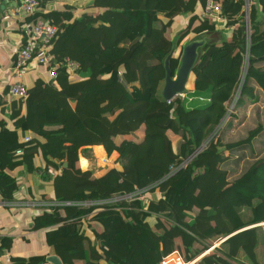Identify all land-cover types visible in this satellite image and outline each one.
I'll use <instances>...</instances> for the list:
<instances>
[{
  "label": "trees",
  "instance_id": "obj_1",
  "mask_svg": "<svg viewBox=\"0 0 264 264\" xmlns=\"http://www.w3.org/2000/svg\"><path fill=\"white\" fill-rule=\"evenodd\" d=\"M216 1L222 28L194 13L205 0H92L93 10L79 17L64 5L27 18L55 25L50 53L79 68L74 78L58 68L53 82L27 87L24 100L0 99V115L13 123L9 129L0 118V200L14 201L19 170H40L42 180L53 181L51 198L35 202L30 229L48 228L45 242L64 264H159L174 251L184 262L202 255L194 264H264V0H250L249 33L245 0ZM178 15L188 20L173 36ZM203 32L219 37L201 51L192 89L164 100V58L179 47L170 59L173 75L181 42ZM247 45L230 120L218 129L224 108L204 129L219 106L212 108L216 86L234 88ZM19 131L45 141L21 142ZM90 145L118 152L120 168L99 176L81 169L78 151ZM37 154L45 160L39 169ZM125 187L132 196L117 198ZM13 245V237L0 235V257ZM59 247L69 251L67 261ZM47 254L11 256L4 264H45Z\"/></svg>",
  "mask_w": 264,
  "mask_h": 264
},
{
  "label": "crops",
  "instance_id": "obj_2",
  "mask_svg": "<svg viewBox=\"0 0 264 264\" xmlns=\"http://www.w3.org/2000/svg\"><path fill=\"white\" fill-rule=\"evenodd\" d=\"M92 0H52L49 2L45 7L44 11H49L51 9L61 8L64 5H71L73 10V16L79 17L83 12L92 11L93 9L89 7ZM203 4L198 3L195 7L194 13L201 18V9ZM7 5L0 4V19H3L4 14L6 13ZM188 20V16L185 15H178L174 17L173 23L171 26L172 35L174 36L177 31L182 29ZM179 26V27H178ZM19 22L17 19H11L10 21H1L0 22V99L7 98L8 101L14 98H10L7 94H4L5 87L11 83L16 81H21L25 83L28 87L29 86H42L46 82H48L47 78L43 74V69L38 67L30 70L27 74L22 77L15 76L12 73V66L14 62V51L16 45L19 41ZM177 29V30H176ZM229 32V30H228ZM225 34V33H224ZM187 41V40H186ZM184 41V42H186ZM182 43V42H181ZM181 45V44H180ZM179 48V47H178ZM178 48L175 49L173 56L176 57L178 55ZM193 78L192 81H188L189 87H193ZM187 83V84H188ZM192 85V86H191ZM192 89V88H191ZM234 88H230L227 84H218L213 92L212 108H215V103L219 102V106L216 107L215 111L212 115H209V121L205 125L204 129H210L213 127V121L216 117V112H220L224 109L227 103L230 100L231 94ZM223 91L229 94L228 99H223L218 96V93ZM6 105V104H5ZM8 108H6L5 113ZM0 118H3L7 122V127L9 129H13V123L11 120H8L5 114H1ZM214 128L208 133L211 134ZM19 140L21 141L24 135H28L31 138H37L40 142H44L45 139L43 137L35 135L33 132L28 131L26 134L22 132H18ZM207 135V136H208ZM181 138L175 140V147L176 149L180 143ZM95 145L84 146L81 147L83 150L78 153V158L80 162L81 169H90L89 167H82L80 157L82 156L87 160V164L90 165L91 161L90 158H94V154L92 153V147ZM101 146V145H96ZM101 150L104 151L103 147L101 146ZM101 153V151H100ZM106 153V152H105ZM84 154L85 156L81 155ZM107 155V154H106ZM112 160L110 161V167H115L117 169L120 168L118 165V159L120 154L116 151H113L110 155H107ZM105 159V158H104ZM33 163L37 169L43 167L45 165V160L43 159L41 154H37L33 158ZM107 168V169H109ZM106 169V170H107ZM105 170V171H106ZM49 171L54 173V175L59 174L60 171H53L52 168H49ZM105 171L96 174V176L101 175ZM17 183H18V190L14 194V201L11 203L6 204L4 201L0 200V235H6L14 238V245L12 250L8 253L10 256H26L31 254H38V253H48L53 254L50 252L51 248L46 244L44 239V233L48 230V228H36L30 229L32 225V214H37L38 208L36 206L31 205V202H44L43 199H50L53 190V181H44L40 177V170L34 171L32 173L25 172L23 170H19L15 173ZM58 251L62 254L65 261L69 258V251L59 247ZM5 254L0 259V264H4L6 261L4 259ZM45 264H50L46 262Z\"/></svg>",
  "mask_w": 264,
  "mask_h": 264
},
{
  "label": "built area",
  "instance_id": "obj_3",
  "mask_svg": "<svg viewBox=\"0 0 264 264\" xmlns=\"http://www.w3.org/2000/svg\"><path fill=\"white\" fill-rule=\"evenodd\" d=\"M52 0H0V4L7 5L6 13L0 22L17 19L19 22V41L14 51V62L12 73L15 76L22 77L34 68H42L43 74L48 81H54L58 75V68H63L71 78L76 77L79 65L77 62L64 57L63 60H55L50 53L54 39L57 36V27L49 24L40 17L33 20H27L28 17L35 13L44 12V7ZM250 0H245V23L246 30L249 33V10ZM221 5L216 0H205L201 9V17L207 18L215 24L216 28H222L225 25V18L222 15ZM227 31L229 29H226ZM248 67V45L243 57V64L239 70L238 80L234 86L231 98L226 105V113L218 124V129L223 127L234 112V106L240 96L241 87L244 83ZM120 73V72H119ZM27 85L21 81L11 82L7 88V95L10 98L24 100L27 95ZM183 95V94H182ZM181 95V96H182ZM8 112V111H6ZM31 137L24 135L21 142H28ZM16 153H21V149H17ZM175 170V167H172ZM35 205V202H31ZM69 204V203H67ZM89 204L85 203L84 205ZM216 243L215 245H217ZM2 257V256H1ZM0 257V259H1ZM201 257V256H199ZM184 262L181 255L174 251L163 257L159 264H194L198 259ZM10 255L5 254V261H9Z\"/></svg>",
  "mask_w": 264,
  "mask_h": 264
},
{
  "label": "water",
  "instance_id": "obj_4",
  "mask_svg": "<svg viewBox=\"0 0 264 264\" xmlns=\"http://www.w3.org/2000/svg\"><path fill=\"white\" fill-rule=\"evenodd\" d=\"M211 33L214 32H203L198 35H195L182 45L179 62L173 75L172 70L170 68V59L174 57L173 53L175 52V46L173 45L170 48L169 53L163 60V68L165 70V75L163 80V86L161 89V96L164 100L171 101L176 96H181L188 90L187 83L190 77L194 79V74L192 70L198 61L201 51L207 44L214 40L211 36ZM204 145L205 141L201 145V148ZM48 158L56 162V160L52 159L50 156H48ZM66 166L67 163L64 162L61 167V171H63ZM46 262L50 264H64L62 258L55 253L47 255Z\"/></svg>",
  "mask_w": 264,
  "mask_h": 264
},
{
  "label": "rangeland",
  "instance_id": "obj_5",
  "mask_svg": "<svg viewBox=\"0 0 264 264\" xmlns=\"http://www.w3.org/2000/svg\"><path fill=\"white\" fill-rule=\"evenodd\" d=\"M179 27V26H178ZM177 30V29H176ZM224 33L226 34V31H224ZM194 35L192 33H189L185 38L184 40L182 41V43H184V41L186 40H189L193 37ZM211 36L214 40H217V38L219 37V34L217 33H211ZM214 81V79H213ZM163 80L161 81V86H160V89H162V86H163ZM215 83V82H214ZM192 86V85H191ZM192 87H188V89H191ZM187 139V137L184 135L183 137H181V140L182 141H185ZM207 140V138H206ZM173 146L175 147V142H173ZM101 146H94L92 147V150H93V154H94V158H90V165L87 164L86 167H89L90 170L94 175L96 174H99L103 171H105L107 168L110 167V161L112 160L110 157H108L105 153V151L101 150ZM83 150L82 148L79 149L78 153H80V151ZM101 151V153H100ZM83 156H85L84 154H81ZM105 158V159H104ZM80 164V162H79ZM84 167V168H86ZM121 192H125L127 194V196H132V188L131 187H125V188H122L120 190H118V192L115 194V196L118 198L120 197V193Z\"/></svg>",
  "mask_w": 264,
  "mask_h": 264
},
{
  "label": "bare ground",
  "instance_id": "obj_6",
  "mask_svg": "<svg viewBox=\"0 0 264 264\" xmlns=\"http://www.w3.org/2000/svg\"><path fill=\"white\" fill-rule=\"evenodd\" d=\"M80 161H81V166L82 167H86L87 166V160L85 158H83L82 156L80 157Z\"/></svg>",
  "mask_w": 264,
  "mask_h": 264
}]
</instances>
